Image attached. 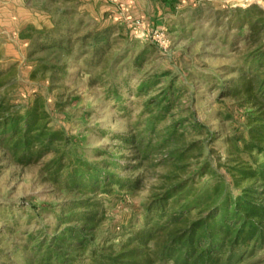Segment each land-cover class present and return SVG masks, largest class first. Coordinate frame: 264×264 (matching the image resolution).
Returning a JSON list of instances; mask_svg holds the SVG:
<instances>
[{"label":"trees","instance_id":"1","mask_svg":"<svg viewBox=\"0 0 264 264\" xmlns=\"http://www.w3.org/2000/svg\"><path fill=\"white\" fill-rule=\"evenodd\" d=\"M158 1L183 30L209 12L210 30L237 59L226 69L232 76L217 84L220 109L230 100L233 112H242L225 113L240 125L223 141L227 154L212 161L194 139L207 126L182 103L188 86L161 64L146 69L160 54L155 42L132 52L139 41L129 27L96 19L87 27L85 12L71 25L61 18L47 28L28 26L21 36L29 79L53 90L73 75H89L125 128L79 123L83 133H74L57 125L53 112L64 113L71 99L57 95L50 108L36 90L20 100L19 69L0 68V162L38 164L43 182L64 197L26 212L0 207V264H264V8ZM87 132L110 142L90 147ZM151 178L141 221L106 224L125 195Z\"/></svg>","mask_w":264,"mask_h":264},{"label":"rangeland","instance_id":"2","mask_svg":"<svg viewBox=\"0 0 264 264\" xmlns=\"http://www.w3.org/2000/svg\"><path fill=\"white\" fill-rule=\"evenodd\" d=\"M180 1L185 3L197 1L205 7H248L256 3L264 8V0ZM24 4L33 14L31 26L39 29L51 27L54 21L61 20V18L63 24L69 21V25H71V20L79 19L81 12L86 13L83 22L87 27L95 22L94 19L103 23L119 22L124 24L131 29L133 36L139 41L132 52H138L141 46L151 43L152 29L166 27L168 29V45L165 49L160 48L162 51H159L158 56L148 58L146 69L161 64L162 70H171L172 75L178 76L179 85L185 83L188 86L189 93L183 98L182 103L186 106L192 104L198 119L207 126V131L198 134L194 139L203 142L205 157H209L212 161L218 159L220 155L224 157L227 154V147L223 141L226 136L232 135L236 131V127H240V125L237 118L227 120L225 113L230 110L237 117L242 112H233L230 100H226V105L220 109L216 102L220 91L217 84L232 76L226 69L236 65L237 59L231 53L229 44L215 37L216 34L210 30L209 15L211 14L209 12H205L194 28L190 26L183 30L175 25L178 19L176 20L174 16L166 12L158 0H141L140 4H135L136 7L131 5L128 11L126 5L119 0H106V2L103 0H24ZM156 6L159 7V13L161 10L159 15H154ZM65 9L75 12V14L67 15L64 18L60 12ZM174 20L176 21L173 22ZM137 21L141 24L144 23L145 26H138ZM173 23L175 24L172 25ZM8 36L14 40L12 32ZM22 43L19 41L17 45L13 42L16 47L7 51L4 39L0 38V68L16 66L19 69L16 93H20V100L33 98V93L36 90H40L48 97L50 108L54 107L56 99H58L57 95H64V99L70 98L71 103L65 108L64 113L53 112L52 115L55 124L63 125L74 133H83L84 128H80V130L77 128L79 123H83L88 128L99 127L109 132H119L125 128V121L113 110L112 103L105 99L103 86L90 84L89 75L78 77L73 75L66 78L53 90H49L44 81L32 82L28 77L31 70L27 66L28 45L26 47ZM16 51H18V57L9 56L10 53H16ZM77 66L71 67L72 74L78 72ZM123 73L126 75L127 71L124 70ZM130 81L136 83L137 79L132 78ZM220 113L225 115H220ZM85 134L90 137V147L110 142L109 139L95 137L88 132ZM213 135L216 136L214 141L211 140ZM0 167V207L11 206L10 210L6 211L16 213L21 205L20 211L26 212L31 207L56 204L64 199L61 194L53 191L49 183L43 182L38 164L21 167L10 163L3 165V162H0ZM154 183V178H151L144 182L141 190L126 194V202L120 203L116 210L109 214L106 224L126 222L132 217L138 224L142 219L141 205L148 200ZM0 223H3L2 220ZM20 223L24 225L25 222L21 221ZM44 223L51 224L52 220L45 218ZM37 227V222L30 225L33 230Z\"/></svg>","mask_w":264,"mask_h":264},{"label":"crops","instance_id":"3","mask_svg":"<svg viewBox=\"0 0 264 264\" xmlns=\"http://www.w3.org/2000/svg\"><path fill=\"white\" fill-rule=\"evenodd\" d=\"M106 2V0H103ZM126 5L127 11L130 10L131 5L140 4L141 0H119ZM87 5V4H86ZM163 7V6H162ZM159 7L156 6L154 15L161 14L158 12ZM97 14V13H95ZM33 14L29 11L28 7L24 4V0H0V38L4 39L6 50L9 51L15 48L17 44L23 42L27 47L28 41L21 37L22 32L33 24ZM148 21V25H149ZM153 30V29H152ZM12 32L14 40L8 35ZM7 34V35H6ZM13 42L15 44H13ZM18 51L16 53H10L9 56L15 58L18 57Z\"/></svg>","mask_w":264,"mask_h":264},{"label":"built area","instance_id":"4","mask_svg":"<svg viewBox=\"0 0 264 264\" xmlns=\"http://www.w3.org/2000/svg\"><path fill=\"white\" fill-rule=\"evenodd\" d=\"M138 26H145V24H141L139 21L136 22ZM168 29L166 27H158L151 31L150 37L153 42H155L161 49H165L168 45Z\"/></svg>","mask_w":264,"mask_h":264}]
</instances>
